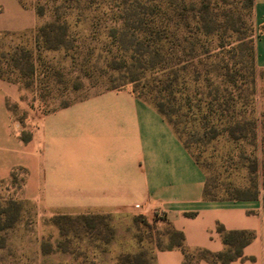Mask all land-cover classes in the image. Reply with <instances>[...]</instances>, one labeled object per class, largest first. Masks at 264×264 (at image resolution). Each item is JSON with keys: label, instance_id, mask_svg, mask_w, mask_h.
<instances>
[{"label": "rangeland", "instance_id": "374dc122", "mask_svg": "<svg viewBox=\"0 0 264 264\" xmlns=\"http://www.w3.org/2000/svg\"><path fill=\"white\" fill-rule=\"evenodd\" d=\"M21 1L40 12L41 24L28 33L0 35V73L17 89L7 108L24 142L32 140L43 115L95 95L130 91L143 97V85L131 81L140 73L137 54L146 52L150 65L186 68L187 93L197 89L213 103L207 119L172 117L206 171L212 196H264V68L257 62L264 23L256 21L254 8L242 10L248 0ZM172 3L211 10L203 14L202 30L192 22L179 41L160 42L140 22L155 15L165 21ZM158 4L161 13L155 12ZM47 24L54 27L43 36L40 28ZM157 47L161 57L151 60ZM5 118L0 100V158L9 146ZM27 176L18 168L0 182V264H154L157 251L178 242L167 223L137 215L44 213L36 199L22 197Z\"/></svg>", "mask_w": 264, "mask_h": 264}, {"label": "crops", "instance_id": "0c3cea01", "mask_svg": "<svg viewBox=\"0 0 264 264\" xmlns=\"http://www.w3.org/2000/svg\"><path fill=\"white\" fill-rule=\"evenodd\" d=\"M264 23V0H254ZM41 19L19 0H0V35L35 30ZM264 68V34L257 44ZM17 89L0 79L7 154L0 182L18 168L28 172L22 197L49 214H131L181 232L191 250H226L218 226L248 231L255 239L230 264H264V196L210 200L207 173L157 108L130 91H107L43 115L30 142L15 128L7 99ZM194 214V216H189ZM180 249L157 251L154 264H183ZM199 264H211L201 261Z\"/></svg>", "mask_w": 264, "mask_h": 264}, {"label": "trees", "instance_id": "16d2710c", "mask_svg": "<svg viewBox=\"0 0 264 264\" xmlns=\"http://www.w3.org/2000/svg\"><path fill=\"white\" fill-rule=\"evenodd\" d=\"M23 7L27 8L25 4L19 0ZM254 8V0H248V3L242 7L244 11H252ZM157 13H161L163 6L158 4L156 6ZM211 10V5H197V4H182L172 3L167 8L168 18L165 21H158L156 15L154 19L150 22L141 21L140 23L150 26L155 37L159 38L160 42L164 39H174L179 41L180 32L183 28L190 27L192 22H195V25L198 29L202 30L203 28V14ZM154 11L151 13V15ZM41 15L40 12H37V15ZM38 15V16H39ZM54 27L53 24H47L41 27V32L43 36L47 35V31L51 30ZM24 34V33H23ZM1 35H19L5 33ZM159 44V43H158ZM160 46V44L158 45ZM177 51H174V55ZM150 53L137 54V80L131 82H137V84H142L144 93L143 97H139L151 104H153L159 113L172 125L176 134L183 142V145L189 150L187 144L183 141L180 133L178 131V122L172 120L173 116L177 117H187L188 115H204L203 117L207 119L209 111L213 112V103H206L201 97V93L196 89L192 96L187 93V84L189 83L187 69L183 68H174V67H165V63H154L150 61L147 57ZM161 50L158 49L151 54V60L154 57H161ZM170 56H173L171 53ZM177 56V55H176ZM147 72H151V76H148ZM230 77V75H228ZM0 79L4 80V77L0 73ZM193 83L197 84L198 79H194ZM133 93V92H132ZM134 94V93H133ZM194 97V98H192ZM194 103V105H192ZM208 104V105H207ZM224 106L223 104L220 105ZM220 107V108H221ZM209 112V113H208ZM196 120V119H195ZM190 151V150H189ZM191 152V151H190ZM192 154V153H191ZM193 155V154H192ZM195 158V157H194ZM197 161V160H196ZM200 165V163L197 161ZM201 166V165H200ZM202 167V166H201ZM203 168V167H202ZM208 177V176H207ZM14 179V176L12 175ZM209 179L207 178V185L205 188V197L210 200H256L259 196L251 197H215L209 191ZM14 205L18 206L21 203L14 201ZM189 216H194L190 214ZM169 226V225H168ZM173 231V235L178 242H172L171 245L166 250L180 249L184 255L183 264H187L189 259L198 254L200 257L197 259L196 264H199L201 261L205 260L211 264H230L231 262L243 258V250L248 246L254 239L255 233L248 231H226L223 226L217 227V232L221 236L223 243L226 247V250L219 253H211L205 250H196L191 251L185 246V238L181 232L174 230L169 226ZM165 251V250H163Z\"/></svg>", "mask_w": 264, "mask_h": 264}]
</instances>
